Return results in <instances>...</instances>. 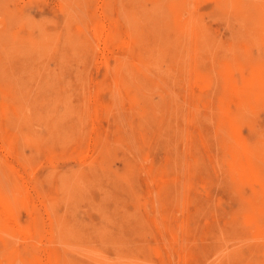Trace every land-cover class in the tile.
Here are the masks:
<instances>
[{"label": "rangeland", "instance_id": "rangeland-1", "mask_svg": "<svg viewBox=\"0 0 264 264\" xmlns=\"http://www.w3.org/2000/svg\"><path fill=\"white\" fill-rule=\"evenodd\" d=\"M263 72L264 0H0V264H264Z\"/></svg>", "mask_w": 264, "mask_h": 264}, {"label": "bare ground", "instance_id": "bare-ground-1", "mask_svg": "<svg viewBox=\"0 0 264 264\" xmlns=\"http://www.w3.org/2000/svg\"><path fill=\"white\" fill-rule=\"evenodd\" d=\"M182 1V0H181ZM93 32H95V31H93ZM102 33V32H101ZM103 34V33H102ZM105 36V35H104ZM110 41V40H109ZM98 44V43H97ZM118 47V46H117ZM135 49V48H134ZM171 65V64H170ZM256 65V64H255ZM255 65H254V67H255ZM257 66V65H256ZM262 67H263V65H261ZM241 68V67H240ZM258 71H260V70H258ZM264 73V72H263ZM253 74H255V73H253ZM261 74H262V72H261ZM233 76V75H232ZM235 76V75H234ZM263 76V75H262ZM264 77V76H263ZM263 77H262V79H263ZM253 78V77H252ZM255 78V77H254ZM254 80H256V79H254ZM260 80V79H259ZM259 82H261V81H259ZM264 83V82H263ZM246 84V83H245ZM251 84V83H250ZM259 84H261V83H259ZM237 85V84H236ZM252 85H253V80H252ZM263 86H264V84H262ZM261 85V86H262ZM260 87V86H259ZM261 89H263L264 87H260ZM250 89V88H249ZM252 89V88H251ZM259 89V88H258ZM258 89H256V91L258 90ZM260 89V90H261ZM233 90V89H232ZM254 89H252V91H253ZM105 92V91H104ZM249 92V91H248ZM263 92H264V90H263ZM262 92V93H263ZM252 93V92H251ZM250 94V93H249ZM256 94H258V93H256ZM260 94V93H259ZM108 98V97H107ZM247 130V129H246ZM241 132V131H240ZM242 133V132H241ZM245 151V150H244ZM247 151V150H246ZM245 151V152H246ZM249 151V150H248ZM247 154H249V155H251L250 153H252L251 151H249V152H246ZM244 155H245V153H244ZM245 157V156H244ZM246 158V157H245ZM251 158V157H250ZM242 162V161H241ZM255 164H257V163H255ZM244 167V166H243ZM254 167H256V168H258L259 166H254ZM237 169V168H236ZM244 169V168H243ZM260 169V168H259ZM244 171H245V169H244ZM253 171H254V169H253ZM251 173H252V171H251ZM259 173V172H258ZM261 174V173H260ZM256 175V174H255ZM264 174H262L261 176H263ZM258 176H260L259 174H258ZM257 177V176H256ZM262 178L260 177V180H261ZM258 180V179H257ZM264 181V180H263ZM247 186V185H246ZM4 207V206H3ZM194 207V206H193ZM10 209V208H9ZM8 215H9V213H8ZM179 215V214H178ZM254 216V215H253ZM245 219V218H244ZM246 220V219H245ZM7 221V220H6ZM257 241V240H256ZM258 242H259V240H258ZM145 250V249H144ZM37 263V262H36ZM142 263V262H141Z\"/></svg>", "mask_w": 264, "mask_h": 264}]
</instances>
